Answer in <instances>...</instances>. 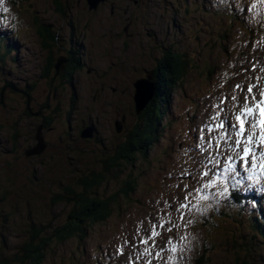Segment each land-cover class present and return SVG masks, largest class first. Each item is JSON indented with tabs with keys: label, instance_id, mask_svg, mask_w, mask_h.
<instances>
[{
	"label": "rangeland",
	"instance_id": "1",
	"mask_svg": "<svg viewBox=\"0 0 264 264\" xmlns=\"http://www.w3.org/2000/svg\"><path fill=\"white\" fill-rule=\"evenodd\" d=\"M58 1L60 7L57 0H6L0 5L3 45L10 42L17 47L0 58V103L1 91L7 86L3 89L5 104L0 106V126L16 124L8 127L17 131L3 129L0 135L18 136V147L10 143L13 154H0V240L5 256L21 254L31 225L46 227L41 230L44 235L65 227L71 206L54 199L63 194L62 186L75 185L77 175L99 178L96 194L101 196H115L129 177L137 180V189L130 198L119 197V202L112 204V216L92 226L83 240L49 246L43 264H129L131 245L123 255L117 248L125 240L137 239V233L150 229V221L155 223L162 216L181 225L174 233L179 251L172 254L178 257V264H240L245 257L262 252L250 231L251 220H245L253 215L252 208L231 205L227 197L217 195L219 189L207 190L203 193L207 199L196 201L203 215L189 208L181 220L179 211L173 212L169 205L178 207L181 198L189 195L188 189L201 187L195 180L182 179L181 168L195 174L199 165L193 164V158L207 155L201 147L219 135L218 131L200 130L216 123L210 117L220 111L215 107L220 98L226 100L221 112L224 116L233 111L230 97L243 95L235 90L236 84L247 86L253 81L261 85L264 81V5L252 10V0H109L90 10L86 0ZM3 7L9 9L7 14H3ZM40 26L53 35L54 40L46 46L38 34ZM72 29L74 36L70 35ZM67 51H72L75 66L72 82L55 77L53 71L45 76L50 57L56 60V73L63 74ZM175 56L188 61L187 75L183 82L173 85L170 94L167 91L169 106L162 108L165 114L158 141L148 137L151 147L144 159L127 146L130 136L139 135L144 124L135 111L134 83L159 64H172ZM79 63L88 68L80 65V71L74 72ZM255 65L257 69L252 70ZM104 86L119 88L117 94L111 91L109 99L117 101L105 107L110 102ZM74 90L78 96L71 104ZM87 108L98 110L95 126L98 136L106 138L103 146H98L93 124L87 127L93 133L89 148L94 153L83 152L75 144L66 147L69 126L75 130L83 121L87 126ZM34 113L48 118V127L55 131L42 128L41 134L51 146L58 147L49 160L55 159V165L47 164L45 157L47 165L35 166L39 175H34L30 165L37 154L26 156L25 148H19L31 138V129L39 131L45 121L39 122ZM115 123H121V133ZM202 134L204 141L199 139ZM36 137L38 145L40 139ZM3 145L8 151L7 144ZM172 235L164 230L163 240Z\"/></svg>",
	"mask_w": 264,
	"mask_h": 264
},
{
	"label": "snow or ice",
	"instance_id": "2",
	"mask_svg": "<svg viewBox=\"0 0 264 264\" xmlns=\"http://www.w3.org/2000/svg\"><path fill=\"white\" fill-rule=\"evenodd\" d=\"M5 2L6 0H0V5ZM260 5H264V0H252L250 7L256 10ZM2 11L7 14L9 9L3 7ZM235 90L243 95L230 97L233 111L221 116L223 104L226 102L221 97L220 102L215 105L220 111L210 117L216 123L206 125L205 129L200 130L202 133L205 130L209 133L218 131L219 135L209 139L201 147L200 151L207 155L199 160L193 158V164L199 165L195 174L191 169L181 168L182 179L189 178L201 185L188 189L189 195L181 198L178 207L169 205L173 212L179 211L181 220L189 208H194L203 215L200 204L196 201L206 200L203 193L209 189H219L217 195L227 197L231 195L229 184L238 194L250 187L248 181L257 183L264 180V86L255 83L247 86L236 84ZM199 139L204 141L205 136L202 134ZM213 147L215 151H212ZM150 224V229L137 233V239L125 240L117 248V252L123 255L124 249L130 244L133 255L128 257L129 264H137L141 260L144 264H153L154 260L157 264H178V257L174 258L172 254L179 251L174 233L181 225L174 224L166 216H162L155 223L150 221ZM164 230L173 234L166 241L163 240Z\"/></svg>",
	"mask_w": 264,
	"mask_h": 264
},
{
	"label": "trees",
	"instance_id": "3",
	"mask_svg": "<svg viewBox=\"0 0 264 264\" xmlns=\"http://www.w3.org/2000/svg\"><path fill=\"white\" fill-rule=\"evenodd\" d=\"M57 3L58 5L60 4L58 0ZM38 34L45 42V46L46 42L54 40L53 35L49 33V30H47L46 27L40 26ZM4 42V39L0 38V56L7 54L5 53V50L2 51V48L5 47V45H3ZM70 52L71 51H67V56L70 55ZM173 59L174 60L166 73V78L162 79V86L160 85L161 89L159 84H156L157 92L155 93V96L150 101L143 114L140 115L144 124L141 127L142 129L139 130V135L132 137L135 139L133 140L131 138V142L127 143L128 149L131 152L138 151L144 159H146L147 152L151 147V143L149 142L150 139L148 137L150 136L153 139L155 138V141H158L156 138L159 137L157 133L161 127L165 111L162 108L167 105V91L170 94L171 87L179 82H183L187 75L186 70L189 66L188 61H185L184 63L180 56H175ZM1 92L2 96H4V91ZM4 104L5 102H1L0 106L2 107ZM126 141L127 139L124 140L123 145ZM131 144L132 146H130ZM132 155H129L126 158L130 159ZM52 164L53 163H51V165ZM75 182V185L62 186L63 194L56 196L54 199V202L71 206L72 213L68 216L65 227H58L53 233L44 235V233L41 234V230H46V227L42 226V228H40L31 225L28 231V242L25 241L24 245L21 247V254L11 258L5 256L4 242L3 240H0V264H43L46 258V250L49 246L56 243L62 244L71 239L83 240L92 226L104 223L112 216V204H117L119 202V197L130 198L134 195L137 189V180L129 177L124 181L119 193L113 197H106L105 195L101 196L96 194L98 193V187H100L101 183L100 179L94 175H77ZM232 197L234 198H232V201L235 202L239 208H243L240 194L233 192ZM236 197L237 199H235ZM252 206L254 207L258 205L256 202H253ZM259 211L261 216H257L256 219L251 218L250 231H252L254 238L259 241L261 245L260 248L262 252H264V209L259 207ZM82 235L84 236L82 237ZM262 252L253 258L245 257L240 264H264V253Z\"/></svg>",
	"mask_w": 264,
	"mask_h": 264
},
{
	"label": "flooded vegetation",
	"instance_id": "4",
	"mask_svg": "<svg viewBox=\"0 0 264 264\" xmlns=\"http://www.w3.org/2000/svg\"><path fill=\"white\" fill-rule=\"evenodd\" d=\"M71 30V29H70ZM73 30V33L72 34H70L71 36H74L75 34H74V30L75 29H72ZM73 40V38H71V41ZM71 54H72V51L70 52V55L69 56H64L66 59H67V65L65 66V70H64V72H61V73H63L61 76H60V73L59 74H57L56 73V70H55V59H54V57H50L49 58V60L46 62V73H45V76H47L48 74H49V72H51V71H53L54 72V74H55V77H61L62 79H66V82L68 83V84H70L72 81H71V76L73 75V69L75 68V66L73 65V62H72V60H71V58H70V56H71ZM80 65H83V66H85L86 68H88V66H87V64H83V63H80V64H78V67H77V70H75L74 72H77V71H80L79 69L82 67V66H80ZM170 66H171V64H169V65H161V64H159V66H158V68L157 69H155V70H152L151 71V73H152V75H153V80H154V82L156 83V84H159L160 82H162V79L164 78H166L165 76H166V73H167V71H168V69L170 68ZM68 70V71H67ZM67 71V72H66ZM93 70L92 69H90L89 70V73H91ZM147 73H150V72H145V74L143 75V76H141V78H144L145 76H146V74ZM107 74L105 73L104 74V77L106 76ZM102 86L104 85V81L102 82V84H101ZM8 86H10V87H12L13 89H15L16 91H18V89L16 88V86H14V85H12V84H9ZM5 87H7V86H4L3 87V89H5ZM105 90H109V94H108V102H110V103H108V104H104L103 106L105 107L106 105H110L111 103H112V101L113 102H116L117 101V99H113V100H109L110 99V96H111V91H112V93L113 94H117L118 92H119V88H117V87H115V88H113V87H110L109 89L108 88H106L105 86H104V91ZM2 91H6V90H2ZM124 92V90L123 91H121V93H123ZM23 93L25 94V95H27V96H29L30 97V94H28L27 92H25V91H23ZM132 93V92H131ZM130 93V94H131ZM72 95H73V93H71ZM70 94V95H71ZM78 96V94L77 93H74V95H73V97L71 98V104H73V100H74V98L75 97H77ZM100 101V100H99ZM2 102H4V96H3V99H2ZM1 104V103H0ZM88 109V108H87ZM89 110V109H88ZM97 111L98 110H95V108H93L92 110L90 109L89 110V112H88V114H86L85 115V117L87 118V126H86V124H85V122L83 121L82 122V125H80V126H77V128L74 130L73 128H72V125L71 126H69V129L66 131V135H68V136H70V138L68 139V143H67V145H66V147L68 148V149H70L74 144H75V146L74 147H77V146H79V147H81L82 148V150H83V152H90V153H94V151L95 150H93V149H91V148H89V147H92V146H90L91 145V142H90V140L89 139H85V138H83L82 137V134H83V131L87 128V127H89V126H91L92 124H93V126H94V134H93V136H94V140L96 141V143H98L97 145L98 146H103V144H104V141H105V139H101L99 136H98V130H97V127L95 126V122H96V120H97V118L95 117V114L97 113ZM78 113H79V111H78ZM99 113V112H98ZM76 114V113H75ZM100 115V114H99ZM33 116H38V118L39 119H37L39 122H41V121H44V123L42 124V126H41V128H39V131H37L36 129H31V131H30V135H31V138H29V139H27V140H25V143L23 144V145H21V147H19V148H25V152H26V156L27 155H31L32 153L33 154H37V155H35V160H34V162L32 161V159H31V163H30V165H31V168L34 170V175H39V173H38V170L36 169V167L35 166H39V168H41V166H40V164L41 165H47L48 163L49 164H51V163H56V160L55 159H51L52 161H49L50 160V156H52L53 154H54V152H55V150H57L58 149V147H57V145L54 147V146H51L48 142H47V140H46V138L44 139V137L42 136V134H41V129L43 128L44 130H46V131H52V130H54L55 131V129H53V128H51V127H48V125H47V122H46V120H48V118L46 117V116H44V118L43 117H41V113H34L33 114ZM3 125H1L0 126V132L3 130V129H5V131H7L6 129H8V130H10L11 129V131H13V129L12 128H9V127H12L13 125H16V124H11V123H7V124H5V123H2ZM69 124V123H68ZM116 124V123H115ZM9 126V127H8ZM57 131V130H56ZM13 132H16L17 133V131H13ZM59 132V131H58ZM105 133H104V129H103V135H104ZM123 134V133H122ZM1 137H0V144L4 147L3 149H0V154H2V155H4L5 156V154L6 155H12L13 154V147H11L10 146V143H11V141H12V143L13 144H15L16 146H17V141H18V136L15 134V135H10V136H8V134L7 133H3L2 135H0ZM37 136V137H36ZM35 137H36V139H40V142H42V146H43V150H41V151H36V148H37V142H36V140H35ZM60 137V136H59ZM105 137V136H104ZM127 139H129V137H128V135H126L125 136ZM6 142H5V141ZM129 140H131V136H130V139ZM5 143V144H7V147H8V151H7V148L3 145V143ZM62 142V141H61ZM59 143V142H58ZM85 145H88V148H86V146ZM132 145V144H131ZM18 147V146H17ZM75 149V148H74ZM97 150V149H96ZM31 153V154H30ZM100 153H103V152H100ZM127 153H129L128 151H127ZM58 154H60V155H62L60 152H58ZM49 156V157H48ZM72 156H76V154H74V153H72ZM45 157H47L48 158V160H47V164H46V162L44 161V158ZM71 157V156H70ZM68 158L69 160H70V162L72 161L71 160V158ZM49 161V162H48ZM40 163V164H39ZM45 163V164H44ZM71 166H72V164H70ZM74 171H75V168H74ZM91 174V173H90ZM34 180L35 181H37L38 182V178L36 177V176H34Z\"/></svg>",
	"mask_w": 264,
	"mask_h": 264
},
{
	"label": "water",
	"instance_id": "5",
	"mask_svg": "<svg viewBox=\"0 0 264 264\" xmlns=\"http://www.w3.org/2000/svg\"><path fill=\"white\" fill-rule=\"evenodd\" d=\"M90 10H96L101 3H104L109 0H86ZM60 65L63 66V59L60 60ZM59 70V69H58ZM135 95H134V103H135V111L137 115H140L147 108L150 101L153 99L156 89L153 83V78L151 75H147L146 78L138 80L134 84ZM116 130L118 133L122 131L121 123L116 124ZM83 138H92V132L89 129L83 131ZM40 149L43 150L42 146H39Z\"/></svg>",
	"mask_w": 264,
	"mask_h": 264
},
{
	"label": "clouds",
	"instance_id": "6",
	"mask_svg": "<svg viewBox=\"0 0 264 264\" xmlns=\"http://www.w3.org/2000/svg\"><path fill=\"white\" fill-rule=\"evenodd\" d=\"M147 75H151V76L153 77L152 73H147L146 76H145L144 78H146ZM144 78H141V79H144ZM141 79H140V80H141ZM134 84H135V83H134ZM134 89H135V88H134ZM134 95H135V93H134ZM143 112H144V111H143ZM143 112H142L140 115H142ZM140 115H138V116H140ZM93 128H94V127H93ZM86 129H88V128H86ZM86 129H85V130H86ZM121 132H122V131H121ZM121 132H120V133H121ZM85 139H86V138H85ZM87 139H89V138H87ZM40 143H41V144H40ZM39 146H42V142H39L38 147L36 148V151H38V152L42 150V149H40ZM42 147H43V146H42ZM101 224H102V223H101Z\"/></svg>",
	"mask_w": 264,
	"mask_h": 264
},
{
	"label": "bare ground",
	"instance_id": "7",
	"mask_svg": "<svg viewBox=\"0 0 264 264\" xmlns=\"http://www.w3.org/2000/svg\"><path fill=\"white\" fill-rule=\"evenodd\" d=\"M186 1V0H185ZM243 192H241V193H238V194H242ZM234 199V198H233ZM235 199H237V197L235 198Z\"/></svg>",
	"mask_w": 264,
	"mask_h": 264
}]
</instances>
